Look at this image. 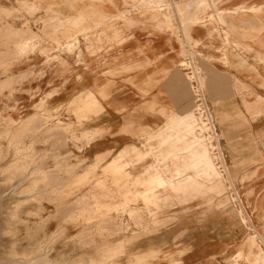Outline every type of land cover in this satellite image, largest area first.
<instances>
[{
	"label": "rangeland",
	"instance_id": "1",
	"mask_svg": "<svg viewBox=\"0 0 264 264\" xmlns=\"http://www.w3.org/2000/svg\"><path fill=\"white\" fill-rule=\"evenodd\" d=\"M263 24L264 0H0V264H264V104L242 103L264 97ZM149 39L174 44L190 97L155 126L116 83ZM185 67L244 144L220 140L226 182L197 170L213 164Z\"/></svg>",
	"mask_w": 264,
	"mask_h": 264
},
{
	"label": "crops",
	"instance_id": "2",
	"mask_svg": "<svg viewBox=\"0 0 264 264\" xmlns=\"http://www.w3.org/2000/svg\"><path fill=\"white\" fill-rule=\"evenodd\" d=\"M204 25H208V23H205L201 26ZM210 25H212V23H210ZM257 28L258 29L251 31H256L260 35L259 39L262 40L264 38V24L261 29L259 27ZM220 29L222 28L220 27ZM197 40L200 39H196L194 42H197ZM257 40L255 41L247 37L245 39L242 38L240 40L241 45L239 47L241 49L245 47H255L257 46V44L255 43L258 42ZM171 46L172 48H175L173 43H170L164 39H149V41L146 40L142 45H140V48H138L139 51H136V53L132 55V58L144 59L141 61L132 60V63H134L137 68L135 70H130L127 73V76L123 75L117 78L116 83L127 99L125 101V106H127L128 108L127 110L129 112V118L134 122L135 125L140 124L155 126L156 124H161L164 120V116L161 113L162 111L166 113L169 111L179 113L186 110L190 103V97L186 82L183 80L179 71L175 68L178 54L176 52H173ZM261 50H263V48ZM250 52L253 53V58L255 59L259 51L258 49H256L255 52ZM256 60L261 61L257 58ZM240 61L241 62L239 66L247 65L254 69L256 72L258 71L257 68L251 63H248V61L243 56L240 57ZM124 69L128 70L130 68L125 65ZM120 78H124L125 80L121 81ZM242 103L247 110H253V108L257 109L259 108L258 104H264V97L256 94L254 100L249 101L244 98L242 100ZM226 104L228 108V102H226ZM259 109L262 110L261 108ZM224 110L225 111L223 113V116L221 117V120L226 121L229 124V120L232 116V111L230 113L225 108ZM235 114L240 115L238 111H236ZM217 127L220 130L219 125ZM231 132L232 131L229 130L228 127L224 130L225 136H228V138H226L228 139V148L236 150L238 149V147H244V144H242V142L240 144H236L237 148L233 146L235 145V143H233L231 137L229 138ZM226 139L221 138L224 148L226 149V151H228V149L225 147ZM245 140L247 142H250L248 141L249 139ZM251 146V144H248L249 148H251ZM259 155L263 157V154L260 150H258V153H256L254 148H251L250 150H243V152H241L240 154V157L244 159H249L251 157L255 160V158L259 157ZM248 191L250 194L249 196H251L252 191ZM219 207L220 206L216 208ZM254 209L258 212V219L261 221L259 225L264 224V206L261 204V202H258V204L254 206ZM250 219L253 220L252 218ZM209 251H200V257L196 259V264H215L214 262L205 260L204 258V256L209 254Z\"/></svg>",
	"mask_w": 264,
	"mask_h": 264
},
{
	"label": "built area",
	"instance_id": "3",
	"mask_svg": "<svg viewBox=\"0 0 264 264\" xmlns=\"http://www.w3.org/2000/svg\"><path fill=\"white\" fill-rule=\"evenodd\" d=\"M188 71L191 75H193V73L189 69ZM188 80L190 82V89L192 97L194 99V112L197 116L200 117V119H202L204 124L201 131H199L198 129L197 130L202 133L204 138L209 141L216 169L222 177H225L227 173V164L225 161L224 153L222 152V149H220L221 139L218 136V128L213 117L211 108L205 100L204 93L202 91V86L197 80V78L194 76Z\"/></svg>",
	"mask_w": 264,
	"mask_h": 264
},
{
	"label": "bare ground",
	"instance_id": "4",
	"mask_svg": "<svg viewBox=\"0 0 264 264\" xmlns=\"http://www.w3.org/2000/svg\"><path fill=\"white\" fill-rule=\"evenodd\" d=\"M132 1V0H131ZM146 2H152V0H142V3H146ZM180 8H179V10H178V12L179 13H184V10H185V8H186V6H185V4L184 3H180V4H177ZM168 13H169V11H168ZM166 14V13H165ZM188 33V32H187ZM189 35V34H188ZM186 69H189V67H185ZM191 71V70H190ZM189 73V72H188ZM191 75V74H190ZM196 77L197 78V76H196V74L195 75H192L191 77ZM189 110H192V107L191 108H189ZM193 114H194V116H195V118H196V120L198 121V123H199V125H200V129H199V131H201L202 130V128H203V121H202V119H200V117L199 116H197L196 114H195V112H194V109H193ZM189 128V127H188ZM197 140L199 141V142H201V143H203L205 146H207L208 148H207V150H208V154H209V157H210V160H211V162H212V164H213V166L211 165V163L210 162H208L207 164H205V162H203L204 160H205V157H207V156H204V154H203V156L200 158V160L198 161V162H201V164L197 167V170H199V171H205L204 173H206V172H213L212 174V176H213V179H216L217 177H218V174H219V172H218V170L216 169V166H215V164H214V161H213V157H212V152H211V149H210V143H209V141L206 139V138H204V136H203V134L202 133H200V132H198V135H197ZM220 149H221V146H220ZM208 157V158H209ZM204 159V160H203ZM215 169V170H214ZM218 173V174H217ZM219 176L222 178V180L223 181H225L226 182V179H225V177H222L220 174H219ZM231 185V184H230ZM229 188H228V185H227V190H228ZM235 190V189H234ZM234 192V191H233ZM232 192V193H233ZM237 197H238V194L236 195ZM232 200V199H231ZM234 200V199H233ZM239 202V201H238ZM236 210V209H235ZM238 213H239V215H240V219L241 218H243L244 220H245V218H244V215H243V213H242V209H239L238 210Z\"/></svg>",
	"mask_w": 264,
	"mask_h": 264
}]
</instances>
